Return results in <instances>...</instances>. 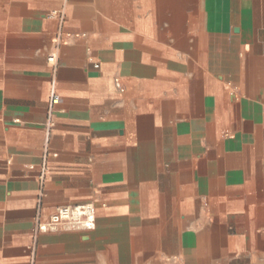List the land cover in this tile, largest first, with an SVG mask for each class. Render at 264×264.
I'll return each instance as SVG.
<instances>
[{
    "label": "crops",
    "instance_id": "1",
    "mask_svg": "<svg viewBox=\"0 0 264 264\" xmlns=\"http://www.w3.org/2000/svg\"><path fill=\"white\" fill-rule=\"evenodd\" d=\"M0 264H264V0H0Z\"/></svg>",
    "mask_w": 264,
    "mask_h": 264
},
{
    "label": "built area",
    "instance_id": "2",
    "mask_svg": "<svg viewBox=\"0 0 264 264\" xmlns=\"http://www.w3.org/2000/svg\"><path fill=\"white\" fill-rule=\"evenodd\" d=\"M70 35L71 33H67ZM54 59V55L50 56ZM96 211L91 201L59 206L48 220L37 219L36 229L54 231L59 228L90 230L95 226Z\"/></svg>",
    "mask_w": 264,
    "mask_h": 264
}]
</instances>
